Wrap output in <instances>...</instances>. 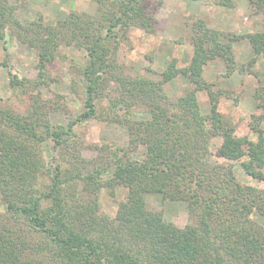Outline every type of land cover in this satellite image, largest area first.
<instances>
[{
	"label": "trees",
	"instance_id": "trees-1",
	"mask_svg": "<svg viewBox=\"0 0 264 264\" xmlns=\"http://www.w3.org/2000/svg\"><path fill=\"white\" fill-rule=\"evenodd\" d=\"M92 1L93 14L69 12L50 25L41 18L22 24L0 0V41L10 35L35 51L37 70L33 80L10 75V89L26 98L23 112L0 106V264H264V225L252 219L264 220V84L253 94L260 113L234 124L219 112V100L237 102L241 92L213 90L204 77L217 60L226 77L244 72L233 50L241 40L253 53L248 69L264 59V28L235 34L195 17L186 65L172 59L158 80L129 77L118 54L129 49L131 30L155 33L162 1ZM201 1L234 7L232 0ZM253 3L264 12V0ZM61 48L85 53L69 86L82 109L54 122L52 114L67 111L64 96L47 100L41 90L55 81L48 66L64 58ZM178 77L191 88L170 100L164 86ZM198 92L207 94L209 114L201 113ZM90 121L123 127L127 144L93 143L94 156L84 157L77 127ZM48 143L50 165L43 158ZM242 158L243 172L262 188L240 184L232 167L218 162ZM117 188L126 194L115 214H101L100 191L114 199ZM147 194L185 201L197 222H165L147 208Z\"/></svg>",
	"mask_w": 264,
	"mask_h": 264
},
{
	"label": "rangeland",
	"instance_id": "rangeland-1",
	"mask_svg": "<svg viewBox=\"0 0 264 264\" xmlns=\"http://www.w3.org/2000/svg\"><path fill=\"white\" fill-rule=\"evenodd\" d=\"M8 1L15 8V16L22 24L41 18L44 23L51 25L69 12L93 14L95 11L92 0ZM161 1L162 5L155 15V33L147 34L140 29L131 30L127 37L129 49L125 48L118 54V62L129 77L140 76L158 80L160 73L172 59H175L179 66L186 65L191 55L189 40L191 23L195 17L203 19L211 29L235 34L257 32L264 28V12L257 13L253 3L255 0H232L233 8L220 7L201 0ZM233 50L238 66L246 68L244 72H235L226 77L224 65L217 60L205 67L204 77L207 82L213 84V90L218 88L229 90L230 96H237L238 92H241L237 102L221 97L218 105L219 112L235 124L248 115L260 113L256 108L253 94L257 86L264 84V59L250 67L249 70L246 64L253 57V53L247 41L236 42ZM60 52L64 58H57L48 66L50 76L55 81L41 90L43 98L47 100L55 99V94L64 96L62 104L67 111L52 114L50 117L54 122L70 120L82 109V100L78 95L70 93L69 86L70 79L76 78V70L86 62L85 53L72 48H61ZM1 63H5L6 67H0V106L23 112L26 104L22 100L26 98L10 89L9 79L10 75H15L19 79H35L37 77L36 53L15 37L6 35L0 41ZM252 70L258 74V77L251 73ZM190 88L184 79L178 77L164 86V92L170 100H175L183 96ZM197 99L201 113L209 114L210 105L207 94L198 92ZM77 129L84 136L82 155L87 158L94 156V151L89 148L90 144L110 141L125 146L128 141L127 131L118 125L90 121ZM238 129L240 134L246 133L243 128ZM249 138L255 140L254 134H249ZM215 144L217 147L220 139H214L213 145ZM52 154V145L48 143L43 149V158L48 165L51 163ZM245 160L246 158L237 161L218 159V162L232 167L240 184L262 188V182H257L243 172L240 164ZM262 172L264 173V167ZM125 194L126 189L117 188L113 199L106 189H102L99 193L100 213L113 216L117 208L116 203L123 199ZM146 202L149 210L160 213L165 222L178 228L197 222L185 201L163 200L160 194H147ZM0 211H2L1 207ZM252 219L264 225V220L260 217L254 215Z\"/></svg>",
	"mask_w": 264,
	"mask_h": 264
}]
</instances>
